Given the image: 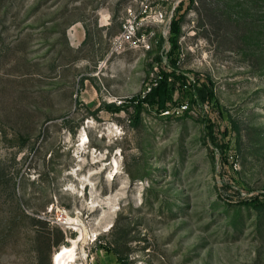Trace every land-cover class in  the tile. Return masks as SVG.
Listing matches in <instances>:
<instances>
[{"label":"rangeland","instance_id":"obj_1","mask_svg":"<svg viewBox=\"0 0 264 264\" xmlns=\"http://www.w3.org/2000/svg\"><path fill=\"white\" fill-rule=\"evenodd\" d=\"M253 199L264 0H0V264H264Z\"/></svg>","mask_w":264,"mask_h":264},{"label":"trees","instance_id":"obj_2","mask_svg":"<svg viewBox=\"0 0 264 264\" xmlns=\"http://www.w3.org/2000/svg\"><path fill=\"white\" fill-rule=\"evenodd\" d=\"M192 3L194 2V0H190ZM173 24H176L175 26H173V31H178L179 30V25H178V21H174ZM164 39V38H162ZM173 41V45L174 47H176V38L173 37L172 38ZM159 60H161L160 57H158ZM177 59H173L170 64L173 68V71H171L172 73H176L177 69H178V65H177ZM177 74V73H176ZM175 74V75H176ZM171 73L169 72H162V75L160 77V79H157L156 83L153 84L150 88V91H148V93L144 96V98L140 99V96L137 97L139 105L137 107H141L142 102L144 103H148L149 105H151L152 107L156 108L157 111L159 112H163L166 109H168L169 104L174 102V95L175 92L177 91V87H176V82H170V77H171ZM198 90V92L202 95L203 98V90H201L200 88H194L193 91L190 90H181L180 94L182 97H186L188 94L190 95V97H192L193 92ZM139 118V117H138ZM138 120V119H137ZM242 203L247 204L248 207H252L254 209L257 210H263L264 208V201H257L255 199L250 200V201H243ZM34 220H36L37 222H44V220L42 218H38V217H33ZM51 231L52 229L54 230V226H51ZM52 232L49 231V235L47 237H45L44 241H40L45 243V251L46 252H51L55 247H58L59 245L63 244L65 241V236L64 233L61 231L58 236L56 237V239H52ZM37 253H38V263L37 264H41V258H42V248L38 246L37 249Z\"/></svg>","mask_w":264,"mask_h":264},{"label":"built area","instance_id":"obj_3","mask_svg":"<svg viewBox=\"0 0 264 264\" xmlns=\"http://www.w3.org/2000/svg\"><path fill=\"white\" fill-rule=\"evenodd\" d=\"M125 28L127 32H130L134 28V26L132 23H129ZM188 106H189L188 101H181L173 109L168 108L165 111H163V113L169 114L171 112H175L176 114L179 115L183 113L188 108Z\"/></svg>","mask_w":264,"mask_h":264},{"label":"bare ground","instance_id":"obj_4","mask_svg":"<svg viewBox=\"0 0 264 264\" xmlns=\"http://www.w3.org/2000/svg\"><path fill=\"white\" fill-rule=\"evenodd\" d=\"M68 249V247H63L62 248V250L59 252V251H57L56 253H55V258H56V260H58V258L61 256V254L63 253V251L64 250H67Z\"/></svg>","mask_w":264,"mask_h":264}]
</instances>
